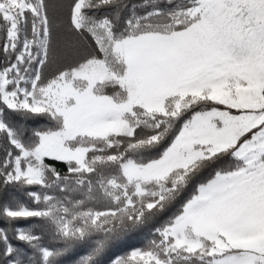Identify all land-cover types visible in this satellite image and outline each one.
<instances>
[{"label":"snow or ice","instance_id":"obj_1","mask_svg":"<svg viewBox=\"0 0 264 264\" xmlns=\"http://www.w3.org/2000/svg\"><path fill=\"white\" fill-rule=\"evenodd\" d=\"M0 264H264V0H0Z\"/></svg>","mask_w":264,"mask_h":264},{"label":"trees","instance_id":"obj_2","mask_svg":"<svg viewBox=\"0 0 264 264\" xmlns=\"http://www.w3.org/2000/svg\"><path fill=\"white\" fill-rule=\"evenodd\" d=\"M142 245H143V240L140 239V238H137L136 240H134L131 243V245H129V246H123L120 249H118L116 251V254H119V255L125 254L127 251H130L131 250V247H140Z\"/></svg>","mask_w":264,"mask_h":264}]
</instances>
